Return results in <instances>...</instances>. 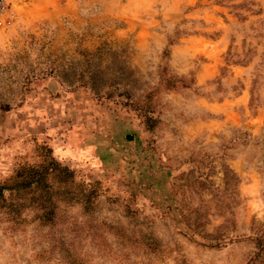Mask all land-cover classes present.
<instances>
[{
	"label": "rangeland",
	"instance_id": "rangeland-1",
	"mask_svg": "<svg viewBox=\"0 0 264 264\" xmlns=\"http://www.w3.org/2000/svg\"><path fill=\"white\" fill-rule=\"evenodd\" d=\"M12 9L0 264H264V0Z\"/></svg>",
	"mask_w": 264,
	"mask_h": 264
},
{
	"label": "built area",
	"instance_id": "built-area-1",
	"mask_svg": "<svg viewBox=\"0 0 264 264\" xmlns=\"http://www.w3.org/2000/svg\"><path fill=\"white\" fill-rule=\"evenodd\" d=\"M17 0H0V21L4 17H11L13 15L12 5Z\"/></svg>",
	"mask_w": 264,
	"mask_h": 264
}]
</instances>
